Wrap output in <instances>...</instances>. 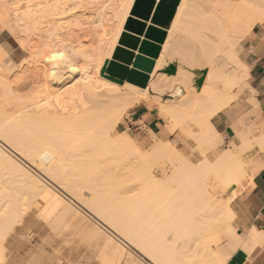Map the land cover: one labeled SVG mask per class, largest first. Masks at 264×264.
<instances>
[{"label": "bare ground", "instance_id": "6f19581e", "mask_svg": "<svg viewBox=\"0 0 264 264\" xmlns=\"http://www.w3.org/2000/svg\"><path fill=\"white\" fill-rule=\"evenodd\" d=\"M124 2L0 0V31L8 29L16 34L27 48L24 59L28 61L11 78L6 75L9 69L0 65L3 69L0 71V77H3L0 79V165L1 162L7 165L23 178L25 187L45 199L52 182L68 195L65 196L68 200L63 209L65 212L76 215L70 204L74 205L72 199L75 200L96 225L113 231L120 243L132 246L139 253L141 248L147 251L153 264H222L226 249L229 246L235 249L240 238L236 236L228 248L215 249L209 245L212 225L216 221L231 225L233 220L228 200L217 205L213 188L219 182L224 188L243 161H238L228 147H222L212 159L194 167L165 137L177 126L187 131L193 125L196 133L203 134L201 143L212 138L205 114L216 103L215 83L225 80L230 71L227 67L230 37L246 27L252 11L246 5H258L260 0H181L187 7L175 21V29L160 45L161 54H178L187 60L197 59L199 54L208 65L203 80L209 87L205 91L201 85L200 91L204 94L199 95L189 90L179 75L169 77L166 73L155 76L150 73L148 86L143 88L130 85L148 93L144 105L158 103L156 111L170 119L167 134L159 137L152 149L158 158L172 160L177 167L176 174L163 182L158 181L150 170L141 169L145 184L134 201L133 212L126 214L128 208L118 214L117 207L101 205L94 193L81 190L84 187L91 189L90 181L78 184L73 179L98 171V167L87 168L83 161L82 148L91 141L105 144L113 151L135 152L140 158L137 147L125 131L111 134L121 121L120 115L126 106L139 98L126 91L122 84L109 79L107 74L89 75L90 65L110 55L108 46L121 22ZM165 46L168 52H165ZM61 51L66 56L70 53L78 61L69 68L79 67L80 73H71L60 61L49 59ZM54 71L68 78L75 77L71 81L73 87L69 88L62 79L53 80ZM25 162L47 180L31 168L26 169ZM161 183H171L175 188L165 199L166 215L156 212L161 204L156 195ZM18 194L21 193L16 190L14 194L0 191V232L20 210L22 196ZM118 220L130 222L129 233L119 228ZM261 243L259 236L244 242L250 247ZM3 251L0 248L2 256ZM121 257L115 252V264L122 261Z\"/></svg>", "mask_w": 264, "mask_h": 264}, {"label": "snow or ice", "instance_id": "6c2138e0", "mask_svg": "<svg viewBox=\"0 0 264 264\" xmlns=\"http://www.w3.org/2000/svg\"><path fill=\"white\" fill-rule=\"evenodd\" d=\"M186 7L187 3L182 4L181 0H125L121 22L108 46L110 55L89 66V75L107 74L109 79L122 84L126 91L139 98L127 105L120 115L128 125L129 135L153 116L152 112H148L140 118L148 93L130 87L144 80L146 72L154 76L158 73H166L169 77L179 75L183 84L199 95L204 94L200 91L201 85L205 91L209 87L203 80L208 71L206 64L181 58L178 54H161L160 45L164 42V36L175 29V21L180 19ZM246 7L252 10L246 27L230 37V71L225 80L215 83L216 103L205 114V123L211 130L212 138L201 143L203 134L193 132L183 146L177 141L176 151L198 167L197 161L203 164L212 159L222 147H228L238 161H243L259 143L258 166L239 163L221 196L227 195L229 204L243 199L250 216L248 221L239 225L244 228L243 235L245 238L259 236L262 239L255 258L252 250L245 246L247 261L248 264H264V189L257 182L258 174L264 175V0H260L258 5L249 3ZM168 51L165 46V52ZM26 53L27 48L16 34L8 29L0 31V65L9 69L6 73L9 78L18 74V70L28 63L24 59ZM49 59L60 61L71 73L82 71L76 66L69 68V65L78 63L70 53L66 56L61 51ZM197 75L201 79H196ZM52 79H62L71 88V81L75 77L68 78L54 71ZM257 116L262 118L258 136L253 132L257 127ZM225 132L227 135L223 134ZM9 246L19 256L16 264H96L99 260L98 256L92 255L91 249L78 242L67 230L58 231L50 217L39 210L31 212L28 208L17 211L8 227L0 232V248L6 252ZM234 247L239 249L240 246ZM232 248L229 246L228 251L232 252ZM139 251L143 254L142 264H153V258L147 251L143 248ZM0 264H11V261L0 258ZM222 264H230V260L225 259Z\"/></svg>", "mask_w": 264, "mask_h": 264}, {"label": "rangeland", "instance_id": "374dc122", "mask_svg": "<svg viewBox=\"0 0 264 264\" xmlns=\"http://www.w3.org/2000/svg\"><path fill=\"white\" fill-rule=\"evenodd\" d=\"M189 51L193 50L189 49ZM194 53L198 54L197 50L194 49ZM197 56V59L193 58V60L195 59L196 61L203 62L207 65L206 61L201 58L199 54ZM196 79H200V76L197 75ZM156 105H158V103H156ZM163 118L165 130L167 128V125H169L171 121L168 116H163ZM256 129L257 127L253 129V132L255 134ZM196 131V127L190 125L189 130L181 133V131L178 130L177 126L176 131L172 134H168L165 139L176 148L177 141H180L181 146H183V142L188 140V137ZM117 132L119 131L117 128H115L114 131L111 132V134L114 135ZM125 132L128 136L131 137L133 141L132 144L137 147L140 158L135 152L121 153L119 151L111 150L105 144L91 141L88 146L82 148L85 157V159L83 157V161L85 162L87 168L93 166L98 167V171H95L91 174H85L82 178L76 176L73 179V181H77L76 183L78 184H81L86 180L90 181V184H88V186H90L91 189L84 187L81 190H88L94 193L97 197V202L101 205H111L112 207L114 206L113 208L117 207L119 209L118 214H121L123 212V209L127 210L128 208L130 210L128 209L126 211V214L133 212L134 201L135 199L139 198L145 184V179L144 177H142V174L140 172L141 169L150 170L153 176H155L158 181L163 182V180L172 178L176 174L175 167H177L176 162L167 158H158L155 155L152 147L155 143H158L160 135H153L151 132L138 133L135 131L133 134L129 135L128 131ZM223 134L227 135V132ZM229 144H231V140H229ZM252 150L253 148L249 151V153ZM249 153L243 159L244 164L253 166L254 164L250 161ZM189 155H191V153H189ZM185 158L188 159L187 157ZM199 163L200 162L197 161V164ZM2 164L3 163L1 162L0 191L14 194V191L16 190L21 193L20 195H17L19 197L22 196L19 211H23L25 208H28L31 212H36L37 210H39V212L44 213L45 216L50 217L52 225L58 231L67 230L70 235L77 238L78 242L83 243L86 248L91 249L92 255L99 257V260L96 261V264H115L114 254L116 251H118L121 256H123V258L121 257L122 261L119 264H142V255L139 252L133 249V247L130 245H123L122 243H120L113 236V231H111L107 227L105 230L102 227L96 225L94 221L88 217V212L81 205L75 202V200L72 199V201H74V205L72 203L70 204L73 206L72 210L76 213V215H74L72 212H65L63 209H65V206L68 205V200L65 196L68 195L65 194L61 189H59L55 184L50 182L51 186L49 187L48 199H45L43 196H36L33 191H31L28 187H25V181H22V177L17 176V173L12 172L11 170H9V167L7 168V165ZM24 164L23 165L26 169L31 168L33 172H36L38 173V175L44 177L40 172H38L35 168L31 167L26 162ZM249 175H251V172H249ZM5 180L6 182H4ZM9 183H11V188L10 186H8ZM161 184V187L156 193L157 201L161 204L157 209L158 211L156 212H158L157 214L159 215H166L168 209L167 205L165 204V199L171 195L172 190H175V188L173 189V185L171 183ZM224 190L225 186L223 188V183L221 182L217 183L216 187L213 188L214 195L217 198V205H221L224 201H226L228 197L227 195L221 196V193ZM32 193L35 195H33ZM25 197H27V199H25ZM68 198L71 199V197ZM117 222L119 228L123 232H130V229L132 228L129 225L130 222H125L124 220H118ZM217 234L219 237L218 244L215 241ZM232 237L233 235L228 230V226L222 222L216 221L211 228L209 245L215 249L217 247L225 246V244ZM234 250H232V252ZM2 253L4 255L2 256V254L0 253V258H6L7 260L11 261V264H16V261L19 259V256L12 250L11 246L8 247V250L6 252L3 251ZM228 253L231 252L228 251Z\"/></svg>", "mask_w": 264, "mask_h": 264}, {"label": "crops", "instance_id": "0c3cea01", "mask_svg": "<svg viewBox=\"0 0 264 264\" xmlns=\"http://www.w3.org/2000/svg\"><path fill=\"white\" fill-rule=\"evenodd\" d=\"M149 74L150 73H148V72H146L144 74L145 77H146V82L145 83H146L147 86H148V82L150 80ZM144 80H142V82ZM156 109H157L156 104H153L151 106L144 105V111L139 114L140 118H143L146 115V113H148V112H152L153 116L150 119H148L146 124L141 126L140 129H136L135 132H138V133L151 132L153 135H156V134L160 135V137H163V136H165L167 134L168 129L166 128L164 130V126H165L164 125V118H163L162 115H160L156 111ZM256 120H257V129H256V134L255 135L258 136L261 133V120H262V118L257 116ZM116 128L118 129L119 132L120 131H127L128 125L125 123L124 120H121L119 122V124L116 126ZM178 130H180L181 133L182 132H186L183 128H178ZM175 131H173V133ZM256 145L258 147L256 146V147L253 148V150L249 153V156H250L249 158H250V161L254 165L258 166V164H259V154H260V145H259L258 142L256 143ZM243 163H244V160H243ZM257 182L261 185L262 189H264V175L258 174ZM228 199L229 198L227 197L226 200H228ZM229 207H230V209L232 211V214H233V220L231 221V225H227V224L226 225L228 226V230L233 235V237L223 247L228 248V245L233 241V239H235L237 237L240 238L239 243H238V245L240 247H239V249H236V248H235V250L233 249L234 251L231 252V253H228V249H226V251L224 252V257H225L224 260L225 259L230 260V264H248L246 253H245V249H243V246L244 247L246 246V244H244V242L248 238L244 237V235H243L244 228L240 227L239 225H242L243 223L248 221L250 219V216H249L248 210H247V208H246V206L244 204L243 199L237 200V201L233 202L232 204H229ZM216 242H217V244L219 242L218 234H217V237H216ZM247 248L252 250L253 258H255L256 254L260 251L259 245H256V246H253V247L252 246L251 247L247 246ZM116 252H118V251H116ZM236 253H238V254H236ZM114 257H115V254H114ZM122 258H123V256H122Z\"/></svg>", "mask_w": 264, "mask_h": 264}, {"label": "water", "instance_id": "95a60500", "mask_svg": "<svg viewBox=\"0 0 264 264\" xmlns=\"http://www.w3.org/2000/svg\"><path fill=\"white\" fill-rule=\"evenodd\" d=\"M165 38H166V36H164V40H165ZM146 77H145V80L142 82V81H140L139 83H137V84H135V85H137V86H139V87H145L146 86Z\"/></svg>", "mask_w": 264, "mask_h": 264}]
</instances>
